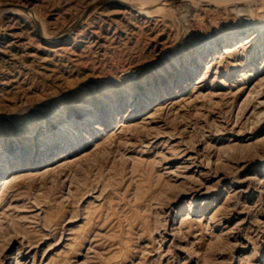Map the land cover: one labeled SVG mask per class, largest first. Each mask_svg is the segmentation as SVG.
Returning a JSON list of instances; mask_svg holds the SVG:
<instances>
[{
	"label": "rangeland",
	"instance_id": "1",
	"mask_svg": "<svg viewBox=\"0 0 264 264\" xmlns=\"http://www.w3.org/2000/svg\"><path fill=\"white\" fill-rule=\"evenodd\" d=\"M0 264H264V0H0Z\"/></svg>",
	"mask_w": 264,
	"mask_h": 264
},
{
	"label": "bare ground",
	"instance_id": "2",
	"mask_svg": "<svg viewBox=\"0 0 264 264\" xmlns=\"http://www.w3.org/2000/svg\"><path fill=\"white\" fill-rule=\"evenodd\" d=\"M239 8V7H238ZM252 29V28H251ZM248 32H250V29H242V30H239V32L236 34V35H234V36H232V35H230V34H226V35H223V36H220V37H217L216 39H215V41L213 42H208L206 45H204V48H203V51L202 52H206V51H208V50H210V49H213L214 48V46L216 45H219V44H223V43H229V42H231V41H233L235 38H238V40L239 41H241V40H243V36L245 35V34H247ZM249 40V39H248ZM63 47V46H62ZM202 56V54H200V57ZM95 118L93 117V115H91L90 117H89V120H94ZM9 150H17L18 152H19V150H20V153H23L24 152V148H21V147H19V148H17V149H11V148H9V149H5V155H4V158L1 160V161H3L2 163L3 164H5V162L4 161H7L8 159H9V155H10V153H9ZM8 162V161H7ZM6 162V163H7ZM7 165V164H6ZM4 166V165H3ZM6 181V180H5Z\"/></svg>",
	"mask_w": 264,
	"mask_h": 264
}]
</instances>
